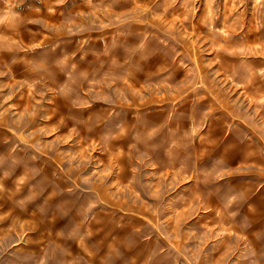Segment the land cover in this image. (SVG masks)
I'll return each mask as SVG.
<instances>
[{"label":"rangeland","instance_id":"374dc122","mask_svg":"<svg viewBox=\"0 0 264 264\" xmlns=\"http://www.w3.org/2000/svg\"><path fill=\"white\" fill-rule=\"evenodd\" d=\"M47 21L79 71L109 49L142 90L121 106L95 80L68 113L63 78L18 76L11 94L0 73V264H264V0H0V37L27 42L17 71L45 61ZM116 111L80 139L49 121Z\"/></svg>","mask_w":264,"mask_h":264},{"label":"crops","instance_id":"0c3cea01","mask_svg":"<svg viewBox=\"0 0 264 264\" xmlns=\"http://www.w3.org/2000/svg\"><path fill=\"white\" fill-rule=\"evenodd\" d=\"M49 16L50 19H58L59 17L58 15L51 13ZM47 24L50 25L51 29L53 30V42L51 43V46L43 49L42 51L46 57L45 61L40 65L33 64L25 66L20 72L16 69V66L19 65L20 62L15 61V59L18 57V54L21 53L19 52V50L17 52V48L15 45L16 43H20L23 46H27V42L24 41L25 38L23 32L18 27H16L13 31L10 30L9 33H6L5 36L0 37V73L3 72L5 69V71H7V73H9L11 77L5 89L7 90V92L11 94L13 93L16 84L15 78L18 76H22L24 77V79L30 81L33 79H40V81L47 85L56 83L55 81H57L58 78V80L63 78L64 81L67 82L68 87L65 88L66 91H60V93L57 94V97L58 99H61L63 101L65 111H67L68 113H77L80 111L87 110L88 107H86L85 105L80 106V103L83 104L86 100L83 101L82 99H79L81 101L78 102L72 100V93L76 86L81 89H84L85 92H87L86 94L84 93L86 97L88 96V94L91 93V88L94 87V81L100 80V83L102 84L99 85V90L97 91L100 98L102 97V99L105 100L114 98V102L121 106V100L123 99V96L126 95L127 91L135 93L137 91L142 90V86L136 87V83L130 81L126 77L127 69L125 70V66L121 61L117 60L111 64V67H107L104 59L111 53V50L109 49H104L103 51L97 50L93 52L87 50L84 55H91L88 57L89 59H93H83L82 63L84 64L81 65L83 66V69L82 71H79L78 68L80 65L77 64L78 61L76 57L74 55L72 56L71 54H69V52L65 49V43L60 41L59 37L64 34V32L62 31V25L57 23H50V21H47L46 25ZM221 49V52H227V50H230L228 53H230L231 55L235 54L234 50L229 49L227 47ZM114 51L115 50H112V52ZM22 54L25 53L22 52ZM219 55L220 54H218L217 52V56ZM260 72L264 75V70H260ZM192 82V80H187L180 87L173 89V91H176L177 93L183 92L184 89L188 86V84H191ZM17 84L20 85L23 84V82H17ZM146 88L150 90L152 87ZM254 88L258 89L259 87L255 86ZM28 90L32 91V89L30 88H28ZM196 90L197 88H193L192 95L196 93ZM2 96L3 94L0 93V98H2ZM172 97L173 94H170V97H168V99L170 100L172 99ZM185 97L187 98L188 94L185 95ZM199 100L202 101L205 100V98L201 96L199 97ZM249 100L252 102V104H257V101H255V99H253L252 97ZM22 102L24 103L25 109H28L29 96H26V98ZM69 102L71 103L69 104ZM169 103L170 102L166 101L164 105L169 108ZM258 103V105L263 106L264 99L262 98V100ZM231 112L233 111L231 110ZM231 112L228 113L230 116L232 114H235V112ZM119 115L120 114L117 111L115 114L111 112L107 114L106 112H104L101 117L97 118V124L93 127L89 122L85 120L83 122L71 121L65 117L64 113H61L62 117H60L57 121L54 119L53 116L49 118V121L54 122V129H68V137H72V139H80L82 138V136H84L85 133L89 132L91 128H93L97 132H101L105 128L106 131L110 130L109 125L113 124V117L116 116L115 119H118L117 117H119ZM230 122L231 124H235V118L231 116ZM111 141L108 138L105 139L103 142L98 141V143H102L101 149L104 150V153L109 151V148L112 150V148H119L123 145L122 141H117L114 143V145L113 143H111ZM70 160L71 159H69V161Z\"/></svg>","mask_w":264,"mask_h":264}]
</instances>
